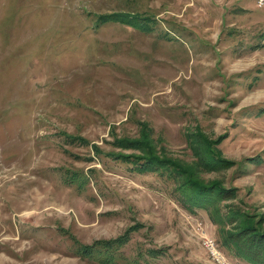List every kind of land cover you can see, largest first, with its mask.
Masks as SVG:
<instances>
[{"label": "rangeland", "instance_id": "obj_1", "mask_svg": "<svg viewBox=\"0 0 264 264\" xmlns=\"http://www.w3.org/2000/svg\"><path fill=\"white\" fill-rule=\"evenodd\" d=\"M255 2L0 0V264H104L79 246L131 226L116 264L155 248L163 254L139 264H222L206 242L225 264H248L220 244L218 231L236 233V223L188 212L172 181L107 154L153 148L204 185L234 189L219 212L245 211L264 228ZM205 142L230 163L202 165Z\"/></svg>", "mask_w": 264, "mask_h": 264}, {"label": "trees", "instance_id": "obj_2", "mask_svg": "<svg viewBox=\"0 0 264 264\" xmlns=\"http://www.w3.org/2000/svg\"><path fill=\"white\" fill-rule=\"evenodd\" d=\"M124 17L127 19V24L134 26L139 23L137 26H141L142 28L140 24L141 21H139L136 16L124 15ZM99 20L102 23H106L112 19L102 17ZM189 143H192L191 139L188 140V144ZM194 145H196V141ZM204 145L206 148L202 157V165L210 166L211 164H216L217 167H219L226 162L230 163L225 159H221L206 142ZM200 147L201 146H199V148ZM201 148H204V146ZM198 150V148L193 150L196 157H199L197 156ZM107 155L109 158L111 157V159L123 163L127 162L138 173H156L165 178L166 181H172L177 202L188 212L192 213L194 209L201 208L207 212L210 221L214 224L218 223L220 227H222L224 223H236L234 227L236 233L232 231L224 232L221 229L218 231L221 247H227L236 258L242 259L248 264H264V228H261V223L255 218H252L253 215H249L245 211H238L235 209L228 211L226 214H222L218 210L217 205L220 202L219 200L225 199L229 194L231 195L234 189L222 187L220 183L216 181L210 182V185H204L195 177V170H193V167H188L182 162L169 157H159L154 153L153 148L150 153H144V155L138 156L117 155L111 151ZM219 163L221 164L218 166ZM136 228L137 227L131 226L123 232V235L113 238L112 240H98L90 245L79 246L80 254L84 258H97V255H100L98 261L104 264H116V251L127 243L132 233L135 234L138 232ZM234 237H238L236 238L237 241L233 239ZM141 254H146L151 260H155L158 255H162L163 253L161 249L156 248L146 249L145 251L141 250L138 252L137 257L133 259L135 262H132V264L140 263L138 260Z\"/></svg>", "mask_w": 264, "mask_h": 264}, {"label": "built area", "instance_id": "obj_3", "mask_svg": "<svg viewBox=\"0 0 264 264\" xmlns=\"http://www.w3.org/2000/svg\"><path fill=\"white\" fill-rule=\"evenodd\" d=\"M256 5L258 8L264 7V0H255ZM206 246L210 251V254L212 255V258H215L218 262H221L222 264H225L224 261H222V258L217 253V250L215 248V244L213 242H206Z\"/></svg>", "mask_w": 264, "mask_h": 264}]
</instances>
